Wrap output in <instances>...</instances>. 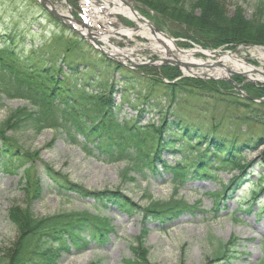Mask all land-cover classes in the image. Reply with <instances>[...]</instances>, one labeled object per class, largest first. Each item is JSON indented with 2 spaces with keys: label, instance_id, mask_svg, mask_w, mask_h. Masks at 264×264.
<instances>
[{
  "label": "trees",
  "instance_id": "obj_1",
  "mask_svg": "<svg viewBox=\"0 0 264 264\" xmlns=\"http://www.w3.org/2000/svg\"><path fill=\"white\" fill-rule=\"evenodd\" d=\"M10 1L17 7L16 14L19 7L24 10L30 24L26 29L9 23L0 26V100H24L28 106L14 110L0 124V173H22L30 193L27 197H31L29 202L36 199L32 195L40 190L41 177L45 176L52 181L45 187L56 193L77 192L92 198L94 206L111 204L123 211H136L114 190L101 193L82 190L49 165L38 164L39 170L33 174L27 152L17 145L15 138L5 135L10 128L13 132L24 127L34 133L45 129L59 131L66 142L99 162H125L121 171L124 177L131 172L142 178L168 173L174 198L153 202L143 213L160 223L193 213L194 204L188 205L176 197L179 187L189 180L215 178L222 186L218 172L229 174L235 170L237 174L222 187L227 191L239 190L248 180L253 162L246 155L264 147V103L238 97L228 82L201 83L194 77L173 82L177 77L172 74L173 67L135 70L122 66L55 21L35 0ZM133 1L170 21L173 29L169 32L173 36L184 37L201 47L233 49L244 44L264 47L261 17L264 0H255L252 18L242 17L239 8L233 20L225 17L223 8L214 0ZM195 10L199 12L196 14ZM43 28H50V33H43ZM233 80L239 81L236 77ZM243 89L253 98L264 96L263 85L247 83ZM131 90L138 91L137 97L143 101H131L128 98ZM119 93L118 104L115 94ZM124 101L136 110L135 115L129 116L122 108ZM140 102H148L147 107L139 108ZM189 110L207 113L212 118L209 122L207 118L194 119L187 113ZM227 111L233 112L234 116L228 118L236 124L260 126L259 133L244 135L241 129L226 130L220 124L215 125L212 113L225 116ZM149 113L157 124L155 120L142 122L141 116ZM260 166L264 169V159ZM262 189L264 172L249 192L254 203L262 195ZM219 198H215L216 205ZM17 215V219L10 216L17 231L11 256L1 259L0 264H51L55 253H80L90 244L106 240L105 229L99 227V216L85 210L36 218L26 208ZM257 215L264 217V197ZM226 250V244H219L213 250L214 259L225 256Z\"/></svg>",
  "mask_w": 264,
  "mask_h": 264
},
{
  "label": "rangeland",
  "instance_id": "obj_2",
  "mask_svg": "<svg viewBox=\"0 0 264 264\" xmlns=\"http://www.w3.org/2000/svg\"><path fill=\"white\" fill-rule=\"evenodd\" d=\"M48 1L59 13L74 19L75 24L73 25H76V29L82 33V38H85L90 46L95 47L98 42L107 52L113 50V48L120 49L121 51L118 50L120 53L131 50L127 58L138 64L148 62L144 66L147 68L154 67L159 70L164 65L173 67L174 69L171 70L174 73L172 74L177 76L171 80L173 82L182 78L189 79L193 77L200 79L201 83L207 81L227 82L223 78L219 79L223 76L218 78L215 76L213 78L195 77L193 74L186 72L196 71L202 74H212L214 70H221L220 68H222L215 65L210 68L191 66L185 68L174 63L156 64L157 59L160 57L172 59L171 55L167 56V54L151 49L149 39L141 34L128 35L122 33V29L134 30L138 25L120 14L107 13V7L102 0H92V2L88 0ZM125 1L130 4L131 8L139 12L145 21L150 22L154 28L159 27L163 33L172 38L176 47L180 50L199 47L210 51L213 57H206L200 53L194 55L195 59H199L205 64L221 63L219 61L221 56L226 53L232 54L235 51L234 54L244 62L264 70V59L260 58L258 50L252 47L236 46L233 49L201 47L184 37L173 36L169 32L173 29L172 23L159 14L156 15L137 1ZM214 1L223 8L225 17L230 20H233L232 17L240 12L239 8L242 17L246 19L252 18L255 9V0ZM83 2L86 4L83 5ZM109 7H112V5L109 4ZM16 8V5L11 4L10 0H0V26L9 23L17 28L26 29V25L30 23L25 18L24 10L19 7L18 11L20 12L16 14ZM86 12L96 13L99 17L95 14L94 18H89ZM194 12L197 14L199 11L195 10ZM261 17L264 21V8ZM75 19L84 22L88 26L90 34L97 41L96 43L87 38V31L84 30V27L78 25ZM83 30L84 32H82ZM44 32L48 35L50 28H43ZM105 35L107 37L103 40L102 38ZM256 47L264 51L263 46L256 45ZM118 57L121 62L126 63L125 56L118 55ZM152 59H156V62L149 63ZM227 66H229L228 69L232 70L230 64ZM254 70L255 72L258 71L257 69ZM227 74L228 72L224 76ZM254 74L251 73V76H254ZM235 77L240 82L234 81ZM235 77L231 76L230 80L232 79L234 84H238L242 91L249 95L243 88L251 82L241 75H235ZM162 78L164 81L167 80L165 77ZM230 84L234 86L233 83ZM137 93L138 91L131 90L128 98L131 101H138L140 98L137 97ZM120 95V93L115 94L116 103L118 104L121 100ZM237 95L241 97L239 92ZM262 97L264 98V96ZM147 103L142 104L140 102L138 107L146 108ZM127 104L128 102L124 101L122 108L129 116L135 115L136 110L132 107L129 108ZM23 106H28L24 100L13 99L7 101L1 99L0 124L9 117L11 112L21 109ZM237 112L239 111L237 110ZM151 113L141 116L143 123L155 120L154 117H151ZM187 113L192 118L200 121H203L204 118L206 121L207 118V122H209L212 118L207 113L205 115L197 112L192 113V110L187 111ZM232 113L227 111L225 116L218 112L212 113L213 120L216 122L215 125L220 124L226 130L241 129L244 135L259 133L260 126L258 125L246 126L232 122L228 118V116H234ZM154 123L157 124V120ZM5 135L15 138L17 145H20L27 152L30 158L29 165L33 167L35 172L33 174H36V171L39 170L37 168L38 164L49 165L55 172L60 173L67 181L78 185L82 190L98 193L114 190L116 194L124 197L127 204L136 208V211L135 213L123 211L117 205L111 204L94 206L92 198L79 195L77 192L56 193L53 189L45 187L52 181L42 175L40 190L32 195L36 199L29 202L31 197H27L29 191L22 173L16 175L0 173V260L11 256V249H13L14 240L17 237L16 224L10 216L17 219L18 211L28 208L36 218L48 217L61 211L80 212L85 210L90 215L99 216V227L105 229L104 236L106 240L104 243H92L87 250L80 253H55L52 255L51 264H255L258 261L264 263V217L259 218L257 215L260 201L264 197V190L262 189V195L255 200V203L249 198V192L257 186V181L261 173L264 172V169L260 166L264 159V147H260V149L246 155L247 160L253 163L248 169V180L243 182L242 186L238 188L239 190L232 191L230 189V191H227L222 188L226 186L231 176L237 174L235 170L229 174L222 171L218 172L217 177L223 180L222 186L215 178L189 180L182 187H179L176 197L181 198L188 205L194 204L196 208L193 213L190 211L172 221L160 223L161 221L153 220L150 215L145 216L143 213L153 202H166L174 198L175 192L172 190L173 187L171 181H169L170 175L168 173L163 175L152 174L147 178H142L131 172L128 177H124L121 171L125 167V162L111 164L99 162L94 157L85 155L79 147L66 142L63 133L59 131L54 132L45 129L39 133H34L32 129L24 127L15 129L13 132L10 128L5 132ZM166 157L174 161L170 156ZM217 197H220L218 205H216L217 201L215 200ZM248 203H251L250 207L247 206ZM13 211H15L14 215L11 214ZM219 244H226L227 250L225 256L216 260L212 253Z\"/></svg>",
  "mask_w": 264,
  "mask_h": 264
},
{
  "label": "bare ground",
  "instance_id": "obj_3",
  "mask_svg": "<svg viewBox=\"0 0 264 264\" xmlns=\"http://www.w3.org/2000/svg\"><path fill=\"white\" fill-rule=\"evenodd\" d=\"M103 3H105V6L107 7V13L110 14H120L124 18H127L128 20L132 21L133 23H136L137 28L134 30L127 29L123 30L122 33H126L128 35H137L141 34L145 37H147L150 41L149 47L155 51H159L163 54L171 55V57L180 62V63H186L187 65L196 64L198 66H201L203 62H201L199 59H195L194 55L197 53L204 54L207 57H211L212 53L210 51H206L204 49H200L199 47H193L191 49L185 50V49H179L176 47L175 42L171 38H166L164 36L165 33H153L151 32L150 26L146 22L139 21L138 17H140L139 12L133 10L130 6V4L125 0H102ZM109 4L112 5V7H109ZM96 14V13H95ZM93 12L87 13L89 18H94L96 16ZM98 16V15H97ZM99 17V16H98ZM107 35H105L102 39L105 40ZM254 49L258 50L260 58L264 59V51L261 50L258 47H255ZM120 49L116 48L111 50L113 54H117ZM121 51V50H120ZM131 50H128L127 52L124 51L123 53H118V55H123L125 57H129V53ZM235 53V51H234ZM234 53L229 54L226 53L224 56H221L219 61H221L223 67L220 68L221 70H214V72L211 74L213 76H224L226 73V69H228L231 65V69L233 71H241L248 77L254 79L263 81L264 80V70L261 68H255L253 65L248 64L247 62H244V60L240 59L237 55ZM183 66V65H182ZM184 67V66H183ZM186 68V67H185ZM188 68V67H187ZM257 69V72H254ZM190 72V71H186ZM251 73H255L254 76H251Z\"/></svg>",
  "mask_w": 264,
  "mask_h": 264
},
{
  "label": "water",
  "instance_id": "obj_4",
  "mask_svg": "<svg viewBox=\"0 0 264 264\" xmlns=\"http://www.w3.org/2000/svg\"><path fill=\"white\" fill-rule=\"evenodd\" d=\"M38 2H39V4L40 5H42L45 9H46V11L48 12V14L50 15V16H53L55 19H57L60 23H63L65 26H67V27H69L71 30H74L77 34H79V35H81L80 33H79V31H77V30H75L71 25H69L68 23H67V21H68V17H66L65 15H60V14H58L55 10H54V8L53 7H48V1L47 0H38ZM138 19H139V21H142V22H145L144 21V19L142 18V17H138ZM76 23H78L79 24V22H77L76 21ZM146 23H148V22H146ZM149 24V26H150V30H151V32H153V33H161L160 31H159V29H157V28H154L150 23H148ZM81 26H83L82 24H80ZM87 38L88 39H90V40H92L93 41V43H96L97 41L94 39V37L92 36V35H90V33H87ZM165 37H166V35H164ZM96 47H97V49L104 55V56H107V57H109L110 59H112V60H114L115 62H118V63H120V64H123V65H125L123 62H121V60L119 59V57H118V55H115V54H112V53H109V52H107V51H105L103 48H102V46L101 45H98V43H97V45H96ZM153 61H155V60H151V61H149V63H153ZM158 61H161L162 62V64H167V63H174L175 65H177V66H181V65H183L184 67H188V66H191V67H198L196 64H193L192 63V65H187L186 63H180V62H178V61H176V60H172V59H167V58H163V57H160V59H158ZM145 63H139V64H135V63H133V62H131L130 60H129V62H128V64H126V66H131V67H139L140 65H144ZM213 65H215V66H217V67H223L222 66V64L220 63V62H213V64H203V65H201V67H208V68H210V67H213ZM226 72H229V75H235V74H237V75H241L242 77H244L245 79L247 78L246 76H245V74L244 73H242V72H238V71H232V70H230V69H226ZM193 75H195V76H197V77H203V76H206V77H210V78H213L211 75H208V74H197V73H193ZM216 78H218V77H216ZM219 78H222V77H219ZM224 80H227V81H229V82H232L228 77H225V78H223ZM249 81H252V82H254L252 79H249V78H247ZM234 88H235V90H237L238 92H240L244 97H247L242 91H241V89H240V86L238 85V84H234ZM262 102H264V99H260Z\"/></svg>",
  "mask_w": 264,
  "mask_h": 264
}]
</instances>
